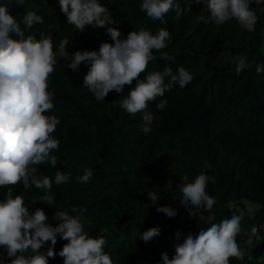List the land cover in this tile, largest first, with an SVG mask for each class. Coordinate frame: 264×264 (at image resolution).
<instances>
[{"label": "trees", "instance_id": "1", "mask_svg": "<svg viewBox=\"0 0 264 264\" xmlns=\"http://www.w3.org/2000/svg\"><path fill=\"white\" fill-rule=\"evenodd\" d=\"M98 2L116 20L108 27L118 28L121 39L140 30L153 35L160 29L170 33L161 51L174 60L164 61L160 52L153 50V59L141 79L153 71L163 72L165 67L174 74L183 67L193 79L184 88L174 85L148 104L154 121L146 135L142 131L143 114L131 115L120 107L136 81L126 85L123 92L111 91L105 100L97 101L82 84L89 66L82 63L75 72L67 67L71 53L98 51L102 42L113 43L105 28L88 25L79 31L67 23L58 0H24L23 5L17 0H0V6H7L21 24L25 37H50L57 55L47 88L54 94V108L45 115L60 121L52 133L59 147L50 153L58 157V163L56 167L49 162L32 166L37 169V178L53 180L48 194L55 197L54 206L32 203L44 193L34 187L25 191L22 184L12 187L13 197L22 196L30 211L42 208L52 226L59 223L53 219L55 211L75 216L73 206L85 208L79 217L84 232L106 240L104 252L113 264H163L161 253L167 252L171 258L176 243L208 226L199 216L192 218L179 203L178 185L194 182L204 174L209 177L206 191L216 200L212 209L215 222L244 214L236 241L245 256L230 258V264H264V72H256L257 65H264V3L257 5L252 0L250 9L258 19L254 31L249 32L235 19L215 24L204 3H192L189 10V0H174L183 13L177 16L174 10L169 11L162 21H153L141 11L142 0ZM32 11L43 23L26 29L23 16ZM64 38L69 40V56L60 58L58 47ZM240 57L250 67L237 74ZM162 100L167 106L158 110L156 105ZM85 169L93 170V176L81 183L77 177ZM57 171L69 176L61 185L54 183ZM7 191L0 188V201ZM150 191L159 197L156 204L147 196ZM160 206L174 208L177 215L157 212ZM152 227H158L160 235L144 242L141 234ZM253 227L257 228L255 234ZM177 230L182 233L179 240ZM249 237L251 246L246 244ZM65 243L57 237L56 255L48 264H63L59 252ZM50 246L48 242L41 251L46 253ZM0 257L3 264H10L3 248Z\"/></svg>", "mask_w": 264, "mask_h": 264}, {"label": "clouds", "instance_id": "2", "mask_svg": "<svg viewBox=\"0 0 264 264\" xmlns=\"http://www.w3.org/2000/svg\"><path fill=\"white\" fill-rule=\"evenodd\" d=\"M23 3L24 0H17L18 5ZM192 3H204L210 12L209 19L217 25L235 19L247 31H254L258 17L250 9L252 0H189V10ZM255 3L260 5L264 0H255ZM58 5L68 24L81 32L88 25L105 28L113 41L102 42L98 51L71 53V62L67 67L75 72L82 63L89 66L82 84L97 101L105 100L111 91L123 92L126 85L132 86L136 81L135 87H131L121 100L120 107L131 115L143 114L145 126L142 131L147 135L154 121V115L147 110L148 104L164 96L174 85L184 88L193 79L183 67H178L175 74L170 67H165L163 72L153 71L144 79L140 78L153 59V50L160 52L164 61L174 60L161 51L167 46L170 33L160 29L153 35L140 30L132 31L121 39L118 28L108 27L116 24V20L98 0H58ZM140 8L153 21H162L172 10L177 16L184 11L174 0H142ZM201 20L205 18L201 17ZM22 23L26 29H31L33 25L43 23V19L32 11L23 16ZM68 44V38L60 41V58L69 56L66 50ZM56 63L57 55L53 52L51 38L36 40L33 36L25 37L21 24L9 14L7 6H0V188L8 189L5 199L0 201V248L6 251L10 264H48L49 258H55L54 247L59 236L67 241L59 252L63 264H113L104 252L106 240L89 237L84 232L79 217L86 211L85 208L73 206L71 212L78 214L75 216L67 211H55L53 219L59 223L52 226L47 223L48 217L42 208L30 211L22 196L13 197L12 187L22 184L25 191L34 187L44 193L32 203L39 201L54 206L55 197L48 194L53 180L48 176L37 178V169L32 166L49 162L51 167H56L58 163V157L50 153L59 147V141L52 137V133L60 121L54 115H45L54 108V94L47 88ZM248 67L250 65L240 57L235 71L239 74ZM256 72H264V65H257ZM165 78H168L167 84ZM166 106V100L156 105L158 110ZM92 176L93 170L85 169L77 179L87 183ZM68 179L69 176L57 171L54 183L61 185ZM183 179L187 180V177ZM208 181L209 177L201 174L194 182L178 185L180 205L188 210L192 218L199 216L208 226L195 236L189 234L182 242L176 243L171 258L167 252L161 253L163 264H230V258H244L245 252L236 241L244 214H233L230 219L215 222L212 209L216 200L206 191ZM147 196L155 204L159 201L155 192L150 191ZM157 212L168 217L177 215V211L170 206L157 207ZM251 231L255 234L257 228L253 227ZM158 235L160 229L152 227L141 234V239L148 242ZM181 235L177 230L175 236L178 240ZM48 242L51 246L44 253L41 249ZM246 244L253 245L251 237ZM0 264H3L2 257Z\"/></svg>", "mask_w": 264, "mask_h": 264}, {"label": "rangeland", "instance_id": "3", "mask_svg": "<svg viewBox=\"0 0 264 264\" xmlns=\"http://www.w3.org/2000/svg\"><path fill=\"white\" fill-rule=\"evenodd\" d=\"M263 50H264V45H263Z\"/></svg>", "mask_w": 264, "mask_h": 264}]
</instances>
